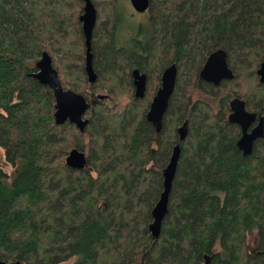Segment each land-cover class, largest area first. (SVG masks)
<instances>
[{
  "label": "trees",
  "instance_id": "16d2710c",
  "mask_svg": "<svg viewBox=\"0 0 264 264\" xmlns=\"http://www.w3.org/2000/svg\"><path fill=\"white\" fill-rule=\"evenodd\" d=\"M97 10L86 73L83 0H0V261L20 264H264V138L245 156L230 102L264 117V0H151L149 27L119 44L120 0ZM224 50L234 79H200ZM47 52L64 89L95 104L82 132L55 119L54 91L33 74ZM174 93L157 133L147 119L166 68ZM147 76L135 97L132 72ZM112 102L127 97L122 111ZM186 124L187 137L178 129ZM180 158L160 236L152 212L174 148ZM84 169L67 165L71 150ZM251 237L256 245H251Z\"/></svg>",
  "mask_w": 264,
  "mask_h": 264
},
{
  "label": "water",
  "instance_id": "95a60500",
  "mask_svg": "<svg viewBox=\"0 0 264 264\" xmlns=\"http://www.w3.org/2000/svg\"><path fill=\"white\" fill-rule=\"evenodd\" d=\"M85 2L84 13L80 17L83 25V31L86 38L87 54H86V72L90 83H94L97 75L93 69L91 41L94 29L97 24V10L91 0H83ZM151 0H131L134 9L139 13H144L149 9ZM37 72L32 76L43 85H47L53 89L56 99L55 119L58 125H64L70 122L77 126L82 132L88 126L89 120L86 118L87 112L91 108V104L86 98L73 90H65L59 73L54 67L53 58L47 53H43L41 60L36 64ZM257 74L260 82L264 84V62L261 64ZM178 69L176 65H172L165 69L161 87L153 98L147 119L152 123L157 133L162 129L163 118L168 109L169 101L174 93ZM134 84L136 87V98H143L146 91V76L142 75L139 70L133 72ZM200 78L206 82L219 86L223 80H231L234 78L232 70L229 68L227 61V53L224 50H218L212 53L207 59L201 73ZM101 98H103L101 96ZM232 113L229 121L237 124L242 128L243 137L238 142V147L244 152V155L252 153V146L256 139L264 137V119L260 118L259 126L250 134L249 127L257 119V114L249 113L246 110L245 103L240 99L231 102ZM180 140L184 141L187 137L186 125L179 129ZM1 156V155H0ZM180 158V147L174 148L170 163L164 171V191L159 202L155 206L152 216L153 223L150 226L152 236L156 239L160 236L162 222L168 212L169 195L172 188L173 179L176 173L178 161ZM87 164L86 154L77 149L70 151L67 157V165L74 169H84ZM0 264H20L6 263L0 261Z\"/></svg>",
  "mask_w": 264,
  "mask_h": 264
},
{
  "label": "rangeland",
  "instance_id": "374dc122",
  "mask_svg": "<svg viewBox=\"0 0 264 264\" xmlns=\"http://www.w3.org/2000/svg\"><path fill=\"white\" fill-rule=\"evenodd\" d=\"M118 10L121 15V24L119 26V36L118 41L120 45H127L133 38L141 37L143 29H147L149 27V14L148 12L139 13L137 12L133 6L131 5L130 0H120L118 3ZM128 103L127 97H123L118 102H112L108 100V108L115 111H122ZM0 168L5 169L8 173L12 172V168L10 165L5 163L4 153L0 149ZM251 245L254 247L256 245V241L254 237L250 239Z\"/></svg>",
  "mask_w": 264,
  "mask_h": 264
},
{
  "label": "flooded vegetation",
  "instance_id": "af4514ba",
  "mask_svg": "<svg viewBox=\"0 0 264 264\" xmlns=\"http://www.w3.org/2000/svg\"><path fill=\"white\" fill-rule=\"evenodd\" d=\"M130 2H131V0H130ZM131 5H132V3H131ZM133 6V5H132ZM134 8V7H133ZM149 11V9L146 11V12H148ZM221 50V49H220ZM218 51V50H217ZM216 52V51H215ZM214 53V52H213ZM211 55V54H210ZM209 58V57H208ZM227 61H228V56H227ZM229 65V64H228ZM229 68H230V66H229ZM94 69V68H93ZM167 69V68H166ZM231 69V68H230ZM135 70H139V69H134L133 70V72L135 71ZM232 70V69H231ZM38 71V70H37ZM140 71V70H139ZM202 71V70H201ZM94 72H95V70H94ZM133 72H132V75H133ZM232 72H233V70H232ZM87 73V72H86ZM141 73V72H140ZM164 73V72H163ZM201 73V72H200ZM142 75H145V74H143V73H141ZM97 75V74H96ZM233 75H234V72H233ZM88 76V75H87ZM146 76V75H145ZM162 76H163V74H162ZM146 78H147V76H146ZM201 79V78H200ZM234 79V78H233ZM233 79H231V80H233ZM88 80H89V78H88ZM133 80H134V77H133ZM161 80H162V77H161ZM202 80V79H201ZM96 81H97V79H96ZM96 81L94 82V83H96ZM204 81V80H203ZM223 81H228V80H223ZM223 81H221V83L223 82ZM90 82V81H89ZM162 82V81H161ZM206 82V81H205ZM94 83H91V84H94ZM209 83V82H208ZM220 83V84H221ZM219 84V85H220ZM134 87H135V84H134ZM161 87V86H160ZM146 89H147V80H146ZM66 90V89H65ZM69 90V89H68ZM159 90V89H158ZM158 90H157V92H158ZM157 92H156V94H157ZM145 93H146V91H145ZM101 96L103 97V98H101ZM135 97H136V87H135ZM144 97H145V95H144ZM143 97V98H144ZM99 98L100 99H107V100H109L106 96H103V95H100L99 96ZM143 98H138V99H143ZM235 99H240V98H238V97H234L233 99H232V101L233 100H235ZM241 101H243L244 103H245V101L244 100H242V99H240ZM231 101V102H232ZM231 102H230V109H231ZM95 104V102L93 101V103H91V105L93 106ZM91 106V107H92ZM245 107H246V103H245ZM246 110H247V107H246ZM248 111V110H247ZM249 113H254V112H250V111H248ZM231 113H232V110H231V112H230V115H231ZM254 114H257V119H256V121L255 122H253L252 123V125L249 127V129H248V133H252L258 126H259V124H260V118H263L264 119V117H263V115L261 114V113H254ZM229 115V116H230ZM228 119H229V117H228ZM230 122V121H229ZM187 123H185L183 126H185ZM237 125V124H236ZM182 126V127H183ZM239 126V125H238ZM181 128V127H180ZM179 128V129H180ZM241 128V127H240ZM179 129H178V134H179ZM241 130H242V128H241ZM243 137V131H242V136H241V138ZM240 138V139H241ZM264 138V137H263ZM239 139V140H240ZM258 139H261V138H258ZM258 139H256V140H258ZM255 140V141H256ZM255 141H254V143H255ZM239 142V141H238ZM254 143H253V146H254ZM237 145H238V143H237ZM253 146H252V149H253ZM239 148V147H238ZM240 149V148H239ZM242 151V150H241ZM243 152V151H242ZM244 153V152H243Z\"/></svg>",
  "mask_w": 264,
  "mask_h": 264
}]
</instances>
